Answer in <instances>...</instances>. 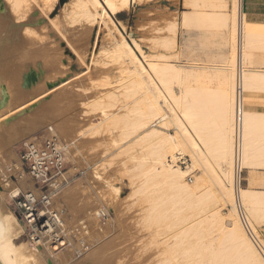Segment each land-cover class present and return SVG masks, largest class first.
<instances>
[{"label":"bare ground","instance_id":"6f19581e","mask_svg":"<svg viewBox=\"0 0 264 264\" xmlns=\"http://www.w3.org/2000/svg\"><path fill=\"white\" fill-rule=\"evenodd\" d=\"M2 1L7 11L0 13V77L12 64L13 49L26 46L35 34L29 27L35 21L28 16L38 0ZM140 1L75 0L66 11L68 25L80 21L103 24L109 48L102 49V63L116 66L114 80L99 84L112 86L113 91L104 97L99 94L102 98L92 104L82 103L89 108L84 113L97 111L98 119L78 137L99 130L107 135L118 131L117 138L110 137L109 142L119 150L114 154L119 160L133 164L125 178L133 186L131 196L144 204L137 217L139 224L151 231L162 248L156 253L157 264H264V243L257 229L264 225V189L242 187L239 178V173L246 171L249 186H257L254 172L264 170V112L250 109L251 93H264V68L252 62L254 49L264 50V26L247 23L241 0H184L192 10L182 13V26L205 31L210 38H222L228 50L220 54L217 64L209 65L206 60L198 62L192 50V58L184 65L179 63L177 53L169 52L174 49L173 39L161 38L159 46L164 52L147 55L136 40L123 35L125 29L115 24L114 16ZM238 71L241 94L237 103ZM24 75L21 89L10 84L0 86V110L7 104L10 107L0 111L4 124L24 116L40 98L68 83L49 84L40 97L23 101L28 88L23 86ZM258 101L264 102L263 98ZM27 132H15L14 141L24 139ZM184 156L189 164L182 168L177 162ZM111 160L104 162L103 172ZM19 169L20 159L11 171ZM194 171L198 172L194 180L186 181ZM95 174L102 180L97 171ZM32 183L19 177L13 184L9 172L0 169V263H98L95 259L103 256V246L89 242L94 237L88 232L90 220L80 219L75 227L73 214L64 209L57 208V222L35 236L40 250L24 241L25 231L5 203L4 191L10 197L25 191L38 193ZM105 184L113 196L120 194V185ZM225 207L228 212L224 214ZM239 211L246 217L251 236L243 227ZM66 244L67 252L55 254ZM75 253L80 254L79 259H73Z\"/></svg>","mask_w":264,"mask_h":264},{"label":"rangeland","instance_id":"374dc122","mask_svg":"<svg viewBox=\"0 0 264 264\" xmlns=\"http://www.w3.org/2000/svg\"><path fill=\"white\" fill-rule=\"evenodd\" d=\"M45 1L38 0L37 4L33 5L28 17L35 21L34 24L29 25L35 34L30 36L27 45L21 47L22 49H13V53L10 54L12 64L9 65L8 72L4 77H0V86L3 85L5 88L7 84H10L20 88L22 76L28 71V68L35 70L36 73L40 71V78L25 90L26 95L23 101L30 97H40L48 89L49 84L59 85L67 81L68 83L40 98L24 116L11 120L7 124H4L5 119L0 120V165L2 166L0 169L9 172L13 184H17L19 177L26 178L32 183L26 172L19 169L18 172L12 173L11 167L19 162L22 142L36 139L37 133L51 127L60 141L72 143L66 157V176L69 183L57 192L52 200L51 209L55 211L57 208L64 209L70 216L73 214L71 217L77 220L74 221L75 227L78 226L80 219L90 220L87 221L88 232L90 237L93 235L94 237L90 238L89 242L91 245H96L99 242L97 245L103 246L101 253L104 257L97 256L95 260L98 263L95 264H157L156 258L162 248L150 235L151 231L147 229L146 231L145 227L139 224L140 217L139 221L137 217L141 215L140 211L144 204L131 196L133 186H129V181L125 178L128 177L127 172L129 173L133 164L130 160V163H124L125 159L119 160L114 155L119 150L111 147L112 142H109L112 141L110 137L117 138L118 131L110 134L111 136L107 135L106 131L99 130L100 134L97 132L96 135L94 133L87 135L86 133L78 137L98 119L97 111L92 114L84 113L87 108L85 105L92 104L104 97L108 91H113L112 86H99L102 82L114 80L113 77L116 73L115 65L102 63L104 60L102 49L109 48L107 30L101 22L90 25L80 21L68 25L65 14L75 0H55L50 3ZM48 4L51 6L50 8ZM189 9L190 7L182 4V0H141L114 16L113 19L116 17L114 20L119 29H125L123 35L127 39L136 40L147 55L164 52V49L159 46V42L162 39L170 38L174 40V49L169 52L177 53L180 56L178 60L180 64L187 65L189 63L192 58V50L195 51L194 57L199 60L198 62L206 60L207 62L204 63L207 65L217 64L220 54H226L228 51L225 50L222 38L218 36L210 38L207 32L185 28L182 23L179 27L181 13ZM6 11V5L0 0V13ZM203 39L204 41H202ZM261 51L262 49L259 47L254 49L252 62L255 63V66L264 68V52ZM251 96L253 99L250 101V105H252L250 108L261 109L264 102L258 101V99L262 100L263 98L264 101V93L254 92L251 93ZM6 108L10 109L8 104L5 109L0 111L4 112ZM24 129L28 131L25 138L14 141L15 132H23ZM169 133L173 134V131L170 130ZM92 134L94 135L92 136ZM125 156L127 159V154ZM111 157L112 165L110 164L108 170L103 172L102 165L104 162L112 161ZM183 159L185 163L180 167L185 168L189 164L188 157L184 156ZM125 164L130 168H125ZM119 169L120 172L122 171L121 173L117 172ZM96 171L102 176V180L96 178ZM122 174L124 176L120 179L119 176ZM197 174L198 172L194 171L190 175L191 181ZM254 175L253 181L257 186H249L248 173L246 171L239 173L241 186L264 189V170L257 169ZM108 181L111 184L120 185L121 192L117 197L113 196L109 188L106 187L105 182ZM4 194V201L10 212L17 218L25 231L24 241L28 242L32 248L40 250L34 241L35 234L31 228L25 225L21 214L14 208L8 191L5 190ZM98 211L104 212L105 217L95 216L94 213ZM222 212L227 213L228 208H223ZM89 218H93V222ZM263 226L260 227L261 229L259 227L257 229L259 238L264 243ZM45 240L48 239L45 238ZM73 243L77 244V240L73 239ZM156 244L158 248L155 247ZM66 246L68 245L55 250V254L60 255L64 253L63 250L67 252L68 247ZM156 253L158 254L156 255ZM79 255L75 253L73 259H79ZM84 264L94 263L88 261Z\"/></svg>","mask_w":264,"mask_h":264},{"label":"built area","instance_id":"2783aa9c","mask_svg":"<svg viewBox=\"0 0 264 264\" xmlns=\"http://www.w3.org/2000/svg\"><path fill=\"white\" fill-rule=\"evenodd\" d=\"M236 98L240 99L241 89L239 71L237 72ZM34 141H23L19 155L21 169L33 182L38 193L32 191L19 192L10 197L14 208L21 214L22 220L32 232L37 233L49 230V226L57 222V212L51 209L52 200L61 189L69 183L66 176V157L72 143L60 141L51 127L45 128L35 135ZM185 163L181 157L177 164ZM187 176V181H191ZM98 215L104 218V212ZM243 227L251 236L245 215L239 211ZM34 236V237H35Z\"/></svg>","mask_w":264,"mask_h":264},{"label":"crops","instance_id":"0c3cea01","mask_svg":"<svg viewBox=\"0 0 264 264\" xmlns=\"http://www.w3.org/2000/svg\"><path fill=\"white\" fill-rule=\"evenodd\" d=\"M183 2L184 0H182V4ZM241 2H242V12L245 15V20L247 21V23L252 24V25L264 26V0H241ZM191 10L192 9L190 8L189 11ZM189 11L186 10L185 12H189ZM181 15H180L179 23H178L179 27H181ZM197 31H200V30H197ZM199 39H201V37ZM261 52H264V50H262ZM251 110H255L258 112H264V106L261 107V109H251Z\"/></svg>","mask_w":264,"mask_h":264},{"label":"water","instance_id":"95a60500","mask_svg":"<svg viewBox=\"0 0 264 264\" xmlns=\"http://www.w3.org/2000/svg\"><path fill=\"white\" fill-rule=\"evenodd\" d=\"M39 73L40 71L36 73L35 70L28 68V71H26L23 77V86L29 88L32 84H34L39 78Z\"/></svg>","mask_w":264,"mask_h":264}]
</instances>
